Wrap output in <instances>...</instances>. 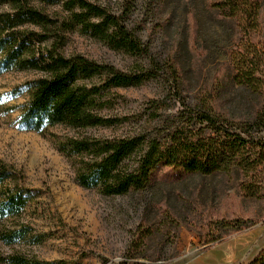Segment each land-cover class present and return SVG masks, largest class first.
<instances>
[{
    "label": "rangeland",
    "instance_id": "rangeland-1",
    "mask_svg": "<svg viewBox=\"0 0 264 264\" xmlns=\"http://www.w3.org/2000/svg\"><path fill=\"white\" fill-rule=\"evenodd\" d=\"M69 1L0 0V14L30 6L57 22L53 32L64 38L63 55L81 54L127 73L152 69L161 75L139 86L105 92V114L118 120L111 127L76 130L57 125L40 132L26 129L19 119L30 84L42 74L11 70L0 75V165L14 175L5 186L25 190L28 196L19 220L5 222L26 225V237L11 245L0 240V264L14 253L53 264H121L140 241V232L153 224H161L160 231L139 247L140 256L147 258L139 259L142 264L159 254L154 264H251L264 250V166L260 173H250L246 183L224 175L181 181L160 178L140 195L109 197L77 182L78 159L63 153L59 143L81 135L110 139L166 135L180 121L182 110L170 91L166 63L181 70L185 100L190 92L212 87L218 80L226 84L230 57L235 60L248 53L249 36H244L239 23L257 18L264 46V0H232V5L245 3L247 15L228 10L227 3L218 0H86L117 13L133 7L131 24L139 28L137 34L149 48L147 55L114 51L79 28L63 30L70 17L65 7ZM32 30L41 33L39 28ZM54 42L52 38L49 44ZM255 141L264 143V132ZM172 214L182 219L178 231ZM236 220L253 226L224 234L214 246L207 243Z\"/></svg>",
    "mask_w": 264,
    "mask_h": 264
},
{
    "label": "trees",
    "instance_id": "trees-1",
    "mask_svg": "<svg viewBox=\"0 0 264 264\" xmlns=\"http://www.w3.org/2000/svg\"><path fill=\"white\" fill-rule=\"evenodd\" d=\"M218 1L226 2L228 10L247 15L243 2L232 5V0ZM65 7L70 17L64 21L63 30L79 28L114 51L149 53L137 34L139 28L137 31L131 24L133 7L117 13L86 0H70ZM56 25L49 16L30 6L0 14V75L11 70L42 74L30 84L29 100L21 109L19 122L28 130L40 132L57 125L76 130L111 127L118 120L105 114V92L139 86L161 75L152 69H142V74L123 72L81 54L65 56L61 52L64 38L53 32ZM22 26L26 27L23 31L15 30ZM33 27L41 33L32 30ZM239 28L244 36H249L248 53L235 60L230 57L231 76L226 84L218 80L212 87L190 92L185 100L181 70L173 62L166 63L170 91L182 107L180 121L166 135L159 133L148 138L139 134L112 139L81 135L59 143L63 153L78 159L77 182L111 197L140 195L160 178L181 181L190 176L224 175L246 183L250 173H260L264 166V143L255 139L264 132V46L260 39L263 27L257 18H249L240 22ZM52 38L55 42L50 45ZM164 171L165 176L159 177ZM13 177L7 166L0 165V190L5 188L0 196V240L5 245L24 239L27 233L24 224H5L7 218L18 221L28 203L25 190L5 186ZM240 186L242 189L243 184ZM172 216L178 231L182 219ZM160 225L144 228L140 241L121 264H142L139 259L147 258L140 256L139 247H143L146 238L155 237ZM229 225L225 230L231 232L211 237L207 243L214 246L225 235L241 233L253 226H242L239 220ZM160 258L161 254L149 257V264ZM5 264L53 263L14 253L6 257ZM251 264H264V250Z\"/></svg>",
    "mask_w": 264,
    "mask_h": 264
}]
</instances>
